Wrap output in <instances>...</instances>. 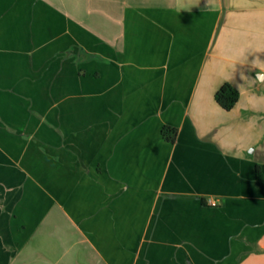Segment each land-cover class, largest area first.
I'll use <instances>...</instances> for the list:
<instances>
[{"label":"crops","instance_id":"obj_1","mask_svg":"<svg viewBox=\"0 0 264 264\" xmlns=\"http://www.w3.org/2000/svg\"><path fill=\"white\" fill-rule=\"evenodd\" d=\"M258 163L264 0H0V264H264Z\"/></svg>","mask_w":264,"mask_h":264},{"label":"trees","instance_id":"obj_2","mask_svg":"<svg viewBox=\"0 0 264 264\" xmlns=\"http://www.w3.org/2000/svg\"><path fill=\"white\" fill-rule=\"evenodd\" d=\"M240 97L239 89L230 81H226L216 92L215 98L220 106L226 110H231ZM163 136L170 142H175L178 136V128L172 125H165L162 129ZM255 175L259 184L264 185V163L255 166Z\"/></svg>","mask_w":264,"mask_h":264}]
</instances>
